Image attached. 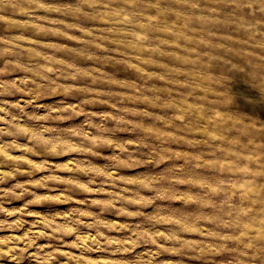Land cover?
<instances>
[{"label":"rangeland","instance_id":"obj_1","mask_svg":"<svg viewBox=\"0 0 264 264\" xmlns=\"http://www.w3.org/2000/svg\"><path fill=\"white\" fill-rule=\"evenodd\" d=\"M0 264H264V0H0Z\"/></svg>","mask_w":264,"mask_h":264},{"label":"clouds","instance_id":"obj_2","mask_svg":"<svg viewBox=\"0 0 264 264\" xmlns=\"http://www.w3.org/2000/svg\"><path fill=\"white\" fill-rule=\"evenodd\" d=\"M3 109H0V111H2Z\"/></svg>","mask_w":264,"mask_h":264}]
</instances>
